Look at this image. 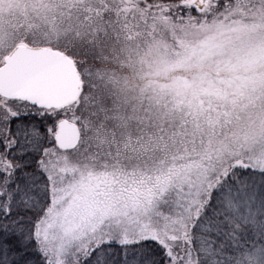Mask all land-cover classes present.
Wrapping results in <instances>:
<instances>
[{
    "label": "snow or ice",
    "instance_id": "snow-or-ice-1",
    "mask_svg": "<svg viewBox=\"0 0 264 264\" xmlns=\"http://www.w3.org/2000/svg\"><path fill=\"white\" fill-rule=\"evenodd\" d=\"M0 264H264V0H0Z\"/></svg>",
    "mask_w": 264,
    "mask_h": 264
}]
</instances>
